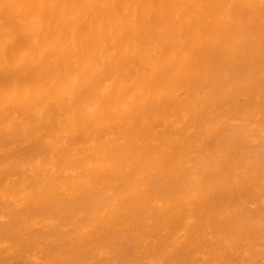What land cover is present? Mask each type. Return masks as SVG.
<instances>
[{
  "label": "bare ground",
  "instance_id": "bare-ground-1",
  "mask_svg": "<svg viewBox=\"0 0 264 264\" xmlns=\"http://www.w3.org/2000/svg\"><path fill=\"white\" fill-rule=\"evenodd\" d=\"M0 264H264V0H0Z\"/></svg>",
  "mask_w": 264,
  "mask_h": 264
}]
</instances>
